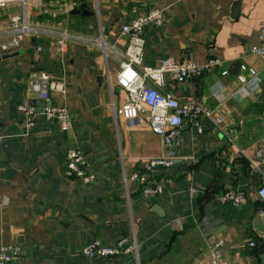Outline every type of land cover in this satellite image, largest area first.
<instances>
[{
	"label": "crops",
	"instance_id": "0c3cea01",
	"mask_svg": "<svg viewBox=\"0 0 264 264\" xmlns=\"http://www.w3.org/2000/svg\"><path fill=\"white\" fill-rule=\"evenodd\" d=\"M71 3L88 4L94 15L65 13ZM156 9L165 11L166 22L144 32L145 65L157 67L166 58L221 59L223 66L202 80L176 84L167 79L164 91L215 109L220 104L211 88L222 82V136L206 126L200 134L184 125L172 147L182 163L157 171L153 179L164 192L145 197L143 187L126 185L122 174L141 169L166 148L146 127L129 129L115 120L106 87L111 67L107 62L105 67L103 53L74 42L61 62L55 38L28 36L14 56L0 54V247L22 246L19 264H214L210 247L218 241L225 242L218 264H264V233L254 225L263 206L257 192L264 186V164L255 153L264 138V59L251 53L264 26V0H45L30 9V21L36 28L104 37L124 51L122 25ZM9 11L23 12L21 7L0 11V31L8 29ZM38 46L42 53L36 52ZM237 62L254 68L263 86L244 94L237 76L221 75ZM118 70L116 63L115 81ZM34 71L66 77L68 95L51 102L71 110L70 132L44 119L32 130L25 126L18 107L30 98L27 86ZM76 148L85 151L97 173L94 185L65 176L67 152ZM229 189L243 192L246 203H219ZM122 237L136 239L138 257L89 260L81 253L94 240L115 246Z\"/></svg>",
	"mask_w": 264,
	"mask_h": 264
},
{
	"label": "built area",
	"instance_id": "2783aa9c",
	"mask_svg": "<svg viewBox=\"0 0 264 264\" xmlns=\"http://www.w3.org/2000/svg\"><path fill=\"white\" fill-rule=\"evenodd\" d=\"M44 1L0 0V11L11 7L23 9L21 14L6 15L7 20L4 21V25L8 29L0 31V54L16 53L23 47L28 36H46L56 39L55 47L61 62L66 60L69 45L74 42L88 43L99 49L103 52L107 63L108 52L115 55L120 60L115 83L122 91V94L111 95L115 120H122L129 129L146 127L162 140L166 148L162 155L148 159L141 169L131 174L124 171L122 179L126 185L136 182L142 186L145 197L153 198L162 195L164 192L162 185L156 183L153 178L157 171L172 169L182 163V157L172 150L180 138L182 127L187 124L192 125L198 133L202 134L206 129L204 122L211 120L216 127L223 129L224 120L219 113L221 105L226 100L225 85L222 82L211 88L213 98L220 104L212 109L196 99L180 98L173 93L165 92L167 79L176 84L198 82L221 68L223 61L219 58L205 62L166 58L157 67L144 65L146 45L144 32L147 28H161L165 25L166 13L162 9H156L124 23L121 27V35L127 40V45L124 51H119L114 45L106 43L103 37L90 38L74 35L67 29L51 31L34 27V21H30V9L40 7ZM78 6H80L78 3L66 4L64 11L71 14ZM35 50L37 53H42L44 48L38 46ZM251 53L264 59V26L259 34V43L251 47ZM221 75L226 77L229 71L222 70ZM236 79L244 94L263 86L258 72L247 65L240 67ZM108 80L110 81V77ZM27 94L30 98L18 107L27 129H34L39 119H44L54 123L62 133L73 130L74 117L69 107L51 102L52 98L57 96L63 98L68 95L67 79L64 75L58 77L45 71L32 72L28 81ZM237 95L238 93L234 94V97ZM38 102H44V104H38ZM255 156L258 164H264V138ZM65 176L86 186L94 185L98 178L85 151L78 148L67 152ZM257 195L263 203L258 214L264 217V186L258 190ZM218 202L239 207L246 203V197L243 192L229 189L218 197ZM224 246V241H218L210 247L214 264L222 261ZM250 246L256 247V243L251 242ZM139 252L140 248L136 239L129 237L120 238L115 246H107L99 240H94L85 245L81 251L82 255L89 260L117 258L126 254H134L138 257ZM23 256L24 250L18 244H6L0 247V264H19Z\"/></svg>",
	"mask_w": 264,
	"mask_h": 264
},
{
	"label": "water",
	"instance_id": "95a60500",
	"mask_svg": "<svg viewBox=\"0 0 264 264\" xmlns=\"http://www.w3.org/2000/svg\"><path fill=\"white\" fill-rule=\"evenodd\" d=\"M81 1H83V0H81ZM235 5L237 6V10H239V6H240L239 2H237ZM72 15H75V16L76 15H80L81 17H91V16L94 15V13L88 8V4L82 3V5L76 7L72 11ZM11 56H14V54L13 55H8L5 58L11 57ZM240 67H241V63L237 62L229 70V75L237 76L239 74ZM103 81H104V77H101V76L97 77V83H98L99 86H102ZM38 104H44V102H38ZM205 126L207 127V129L209 131H213L215 134H218V135L221 134V136H222V133L220 132V129L218 127H216L215 124L212 123L211 120H206L205 121ZM254 225L259 228L258 231L264 233V217L258 216L255 219ZM261 259L263 260V263H264V252L261 255Z\"/></svg>",
	"mask_w": 264,
	"mask_h": 264
},
{
	"label": "rangeland",
	"instance_id": "374dc122",
	"mask_svg": "<svg viewBox=\"0 0 264 264\" xmlns=\"http://www.w3.org/2000/svg\"><path fill=\"white\" fill-rule=\"evenodd\" d=\"M78 2H81V0H77ZM22 9V8H21ZM3 11H7V9L6 10H1V12H3ZM22 11H23V9H22ZM10 13H12V11H9ZM35 13H36V11H35ZM104 38V37H103ZM110 42V41H109ZM108 42V43H109ZM109 45H114L113 43H109ZM115 48H117V49H120V47H118L117 45L115 46ZM103 53V52H102ZM104 55V54H103ZM116 63H118V65H119V61H118V58L115 56V55H113V54H111L110 52H108V66H110L111 68V81L108 83V86H106L107 88H108V93L110 94V95H117V94H122V91L116 86V83H115V80H113L114 79V77H115V73L113 72V70H114V66L116 65ZM146 63L144 62V65H145ZM105 67L107 68V64H106V61H105Z\"/></svg>",
	"mask_w": 264,
	"mask_h": 264
}]
</instances>
